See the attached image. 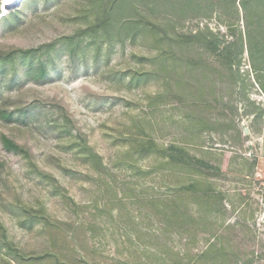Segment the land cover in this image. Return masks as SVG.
I'll return each instance as SVG.
<instances>
[{
    "label": "rangeland",
    "instance_id": "obj_1",
    "mask_svg": "<svg viewBox=\"0 0 264 264\" xmlns=\"http://www.w3.org/2000/svg\"><path fill=\"white\" fill-rule=\"evenodd\" d=\"M88 3L51 0L34 7L30 0H19L6 9L2 0L0 50L50 46L56 67L50 68L54 75L46 81L17 85L2 98L9 110L32 107L34 113L28 125L0 120V161L5 164L0 171V226L16 250L8 251L0 241V264H264V92L251 66L243 15L220 9L206 19L181 23L177 32L191 38L207 34L218 51L231 47L229 55L205 49L200 54V44L188 43L196 39L171 44L173 64L179 66L174 68L188 72L182 58L202 68L203 97L194 92L201 72L193 78L186 75L182 86L190 81L192 87L186 86L183 102L174 96L172 104L151 111L148 98L160 94L164 83L156 77L140 83V72L151 68L144 60L156 56L154 42L138 37L87 42V47L82 43L85 52L79 46V60L69 61L64 40L89 18ZM19 10L22 20L8 31L3 17ZM242 46L243 54L235 58ZM10 73L7 68L3 79ZM173 85L172 92H180L175 80ZM197 101L203 108L194 114L219 124L203 134V147L187 145L199 158L212 151L205 158L222 169L214 179L224 196L218 244L223 256L216 262L199 258L209 244L203 232L191 237L168 234L147 217L138 201L140 190L158 196L166 187L160 179H140V165L148 168L150 161L127 157L134 139L140 138V117L153 120L155 129L147 132L160 144L181 142L180 114ZM56 111H63L68 121H59ZM3 135L30 151L34 168L25 157L4 150ZM85 147L101 157L108 175L100 178L97 168L85 163ZM167 181L175 185L173 179ZM130 189L137 199L125 195ZM191 204L189 213L194 215ZM40 212L45 219L38 217ZM2 235L0 229V240Z\"/></svg>",
    "mask_w": 264,
    "mask_h": 264
},
{
    "label": "trees",
    "instance_id": "obj_2",
    "mask_svg": "<svg viewBox=\"0 0 264 264\" xmlns=\"http://www.w3.org/2000/svg\"><path fill=\"white\" fill-rule=\"evenodd\" d=\"M30 1L34 7H39L41 4L47 6L51 2V0ZM1 7L2 0H0V14L2 13ZM88 7L89 18L85 16L83 27L79 28L73 36L66 37L64 40V42H68L69 61L76 63L79 60L78 47L85 46L87 42L136 41L138 37L140 40L147 39L154 42L156 56L151 59L143 58L144 61H150L151 68L146 72H140V83L152 77H156L164 83L163 91L160 94L157 93L148 98L150 103L148 108L151 111L160 105L172 104L174 96H178L177 98L183 102L184 97L188 95L186 93L188 87H192L189 84L190 81L182 86L186 75L193 78L201 72L200 77L202 78L197 81L194 87L197 90L194 92L198 95L197 97H203V78L205 76L202 68L200 69V65L193 60L185 58L181 60L186 61L184 68L188 72L174 68L179 66L173 64L176 54L171 44L174 42L185 44L190 39L191 41L196 39L198 42L188 43L200 44V54H203L205 49L211 53L229 55L231 47L223 48L222 52L218 51L216 44L213 43L215 41L208 40L207 34H199L191 38V36L177 32L182 22L206 19L214 11L220 9H235L239 16L243 15L247 27L246 40L251 66L256 71L257 80L264 92V0H89ZM21 14L19 10L3 17L4 27L8 31L14 29L22 20ZM85 47L81 48L84 52ZM243 52L242 46L235 58L242 55ZM52 54L50 46L33 50H0V120L6 123L28 125V120L34 113L33 108L9 110L2 98L5 91L14 89L17 85L39 83L51 78L54 74L50 68L56 67ZM234 62L235 60L228 62L229 68L232 69ZM7 68H10L11 75L5 80L3 76ZM174 76L176 79L173 78ZM173 80L181 89L180 92H177L179 94H174L171 90L174 86ZM186 86L188 87L186 88ZM191 94L194 93L191 92ZM201 108L203 107L200 101H197L195 106L190 105L183 108L177 122L179 130H181V142H170L169 144H160L152 133L147 132V129H155V123L151 118H146V120L140 117V138L134 139V146L131 151L127 152V157L133 158L137 155L140 163L150 161L151 165L148 168L140 165V179L151 178L152 181L160 179L163 186L166 187V191L158 196L151 195L143 189L140 190L138 201H140V208L146 211L147 217L157 220L161 224V230L168 234L178 233L191 237L198 236L203 232L205 236H209L206 239L209 244L199 258L216 262L223 256V250L219 249L218 244L222 232L219 216L224 211V196L218 191L214 179L219 176L222 169L220 165H212L210 163L212 161L205 158L212 155V151H204L202 158H199L192 156L187 148L188 143L192 142L197 147H203L205 143L203 134L208 131L211 125L212 129L219 126L216 120L212 123L211 120L206 121V118L194 114ZM60 112L58 114L56 111L58 120L68 121V116H65L63 111ZM65 112L67 111L65 110ZM55 125L57 124L55 123ZM1 143L6 152L25 157L30 161V165L35 167L30 151L26 147L21 146L7 135L1 136ZM81 153L85 163L93 164L97 168L100 178L109 174L97 153L88 147L81 150ZM4 168L5 164L0 161V171ZM44 178L56 186V182L51 176L45 175ZM167 179H173L175 185H171ZM125 195L138 198L135 191L131 189ZM191 203L196 207L194 215L189 213ZM27 213L30 212L26 210ZM38 217L45 219L44 213L41 212ZM45 224L49 225L48 220ZM0 229L3 231L2 240H0L3 241V246L8 251L15 252L16 250L5 235L6 230L3 226H0ZM185 258L182 257L181 260L184 261Z\"/></svg>",
    "mask_w": 264,
    "mask_h": 264
},
{
    "label": "bare ground",
    "instance_id": "obj_3",
    "mask_svg": "<svg viewBox=\"0 0 264 264\" xmlns=\"http://www.w3.org/2000/svg\"><path fill=\"white\" fill-rule=\"evenodd\" d=\"M19 0H3V6L7 9H9L10 7L14 6V4L16 2H18Z\"/></svg>",
    "mask_w": 264,
    "mask_h": 264
},
{
    "label": "water",
    "instance_id": "obj_4",
    "mask_svg": "<svg viewBox=\"0 0 264 264\" xmlns=\"http://www.w3.org/2000/svg\"><path fill=\"white\" fill-rule=\"evenodd\" d=\"M245 134H248V130L245 131Z\"/></svg>",
    "mask_w": 264,
    "mask_h": 264
}]
</instances>
